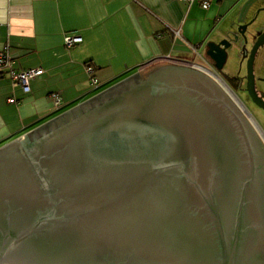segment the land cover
<instances>
[{
	"label": "water",
	"instance_id": "1",
	"mask_svg": "<svg viewBox=\"0 0 264 264\" xmlns=\"http://www.w3.org/2000/svg\"><path fill=\"white\" fill-rule=\"evenodd\" d=\"M257 1L243 5L236 30L207 43L206 54L218 71L232 47L247 59V90L264 109L253 73L262 26L252 27L247 47ZM162 63L172 64L152 66ZM183 63L192 70L150 96L149 121L108 134L147 156L163 140V158L92 156L98 113L85 129L72 124L27 147L31 135L100 94L0 147V264H264V140L218 80ZM158 124L173 131L157 138L137 127Z\"/></svg>",
	"mask_w": 264,
	"mask_h": 264
},
{
	"label": "crops",
	"instance_id": "2",
	"mask_svg": "<svg viewBox=\"0 0 264 264\" xmlns=\"http://www.w3.org/2000/svg\"><path fill=\"white\" fill-rule=\"evenodd\" d=\"M201 1L0 0V50L9 48L17 71H44L28 93L7 71L0 75V147L101 94L93 93L91 76L105 85L159 62L213 69L207 43L236 30L249 0H207V9ZM259 7L254 3L248 17ZM69 34L80 35L82 43L66 47ZM53 94L61 97L60 107Z\"/></svg>",
	"mask_w": 264,
	"mask_h": 264
},
{
	"label": "flooded vegetation",
	"instance_id": "3",
	"mask_svg": "<svg viewBox=\"0 0 264 264\" xmlns=\"http://www.w3.org/2000/svg\"><path fill=\"white\" fill-rule=\"evenodd\" d=\"M176 63L177 64L175 65L162 63L156 66H149L141 73L139 72L137 75L127 78L124 82L108 88L98 97L94 98L89 103L79 107L69 115L62 117L60 120L53 123L50 127H46L42 131H39V133L36 135H31L29 137L27 147L31 148L43 144L45 141L41 140L42 136H45L48 133H54L55 131H63L62 133H64L72 124H82L81 128L85 129L89 125V122L86 120L91 119L90 117L92 116V114L98 113L97 116L99 117H96L98 119L93 120H97L94 123V126L98 127L97 130H95L94 133L90 135L91 140L88 143L92 156H95L97 159H101V161L105 162L107 161V159L108 161L114 159L122 161L136 156L139 158H147L149 160H151V157H159L158 159H160L161 155L163 158V153L167 152L163 151V145H165L163 144V140L158 139L157 144L154 143L153 146L151 145L152 147H146L147 149H150L151 147V149L147 152L150 156H147L145 155L146 152H141L142 149L140 148H138V150H130V148L127 147H120V145L117 144L118 142L115 141L111 136H108V134L112 131V129H121L117 128V125H119V123L125 124L126 122L127 127L126 129H123L128 132V130H130V127L132 126L131 122H138L141 124L143 121H149V119H151L147 116L148 114H152L154 111H156V104L152 101L150 96H153V94H157L158 91L167 89L170 85H172L175 74H185L192 70L189 65H185V63L183 62ZM253 73L255 78V99L264 102V78L258 76L255 71V66L253 69ZM229 80L231 86L236 92L245 95L249 103L264 111L263 108H261L256 102H254V98L247 90V72L242 77L230 78ZM131 112L133 113V115H140V118H138L136 121H133V119L126 115ZM121 116L124 117L120 119ZM105 120H107V123L105 122ZM82 121H85L86 125L83 124L84 122ZM101 121H103L104 124L101 125ZM135 126L136 125H134L133 123L132 127L134 128ZM137 127L139 128L140 132L146 131L154 135L173 131L167 126L163 127L159 126V124L152 125L150 127L141 126L148 129L149 131L142 130L140 126ZM126 132L125 134H128ZM156 137L158 138V136Z\"/></svg>",
	"mask_w": 264,
	"mask_h": 264
},
{
	"label": "rangeland",
	"instance_id": "4",
	"mask_svg": "<svg viewBox=\"0 0 264 264\" xmlns=\"http://www.w3.org/2000/svg\"><path fill=\"white\" fill-rule=\"evenodd\" d=\"M256 6H260L259 8L262 9L254 24L252 26H250L249 30L247 31V36L249 37V43H248V50L250 51L252 48V27H259L262 26V28H264V0H258L255 3ZM258 10V8H257ZM194 63V62H193ZM247 63L248 60L247 59H242L241 56H239L238 51H236L234 49V47H232L231 49H229L228 51V60L224 66V68L221 71H216L215 68L213 67V69H210L208 67L209 70L208 71H203L207 74L213 75V78H215L216 80H218V82L234 97L235 102L237 103V105L240 107L243 115L249 120V122L251 123V125L254 127V129L259 133V135L261 136V138L264 140V111L261 110L260 108L255 107L253 104L249 103L247 97L243 94H239L238 92H236L234 90V88L231 86L230 83V78H238V77H242L243 75L246 74L247 72ZM173 64V63H172ZM177 64V63H174ZM186 65V64H185ZM254 66H255V71L258 74V76L263 77L264 78V46L260 47L256 57H255V61H254ZM197 69H200L198 67H196ZM211 72V73H210ZM124 81V80H122ZM122 81H112L109 84H105V85H97L94 87V91L93 93L96 95L100 92H103L105 90H107V88L113 87L115 85H117L118 83L122 82ZM91 98L80 102L78 105L79 106L81 104H83L84 102L90 100ZM75 106V107H76ZM242 106V107H241ZM68 111H65V109L63 110H59V112L55 113L56 116L54 119H56L57 117H59L60 115L66 113ZM52 119V120H54ZM51 120V121H52Z\"/></svg>",
	"mask_w": 264,
	"mask_h": 264
},
{
	"label": "built area",
	"instance_id": "5",
	"mask_svg": "<svg viewBox=\"0 0 264 264\" xmlns=\"http://www.w3.org/2000/svg\"><path fill=\"white\" fill-rule=\"evenodd\" d=\"M179 1H188L192 3L194 0ZM201 5L203 8L207 9L210 6V3L207 0H203L201 1ZM82 41V37L77 34L66 35L64 39L65 46L68 48L78 45L82 43ZM200 70L208 71L206 69ZM3 71H7L9 73V79L14 86L21 87L26 93L30 91V82L36 79L37 77H40L44 73L43 69H29L24 71L15 70L13 68V61L8 47H5L4 49L0 50V75H2ZM87 72L90 75H93V70L91 68H87ZM210 76L213 77V75ZM91 84L93 86H97L99 84V81L95 76H91ZM52 98L55 102L56 107H60L62 104L61 97L57 94H53Z\"/></svg>",
	"mask_w": 264,
	"mask_h": 264
},
{
	"label": "bare ground",
	"instance_id": "6",
	"mask_svg": "<svg viewBox=\"0 0 264 264\" xmlns=\"http://www.w3.org/2000/svg\"><path fill=\"white\" fill-rule=\"evenodd\" d=\"M214 75V74H213ZM234 98V97H233ZM242 107V106H241ZM242 109V108H241Z\"/></svg>",
	"mask_w": 264,
	"mask_h": 264
}]
</instances>
